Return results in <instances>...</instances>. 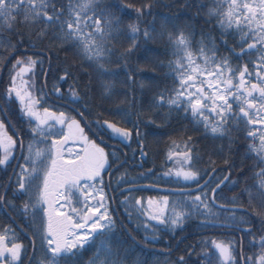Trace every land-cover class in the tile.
<instances>
[{
    "label": "snow or ice",
    "instance_id": "6c2138e0",
    "mask_svg": "<svg viewBox=\"0 0 264 264\" xmlns=\"http://www.w3.org/2000/svg\"><path fill=\"white\" fill-rule=\"evenodd\" d=\"M162 7L207 9L205 23L217 27L197 38L193 22ZM165 37L172 59L160 67L172 84L133 111L131 60ZM60 51L87 62L99 83L72 71ZM8 65L0 77V264H82L89 251L86 264H146L129 261L133 232L144 246L169 236L170 257L186 239L172 237L192 222L220 235H201L164 264H264V0H0V73ZM117 79L128 89L120 103ZM185 120L191 129L175 127ZM189 131L226 140V150L202 153ZM181 132L179 141L170 135ZM166 135L161 164L146 167L148 137ZM122 148L143 171L125 169L114 183V167L129 159ZM247 159L255 161L250 175ZM245 241L258 250L248 254Z\"/></svg>",
    "mask_w": 264,
    "mask_h": 264
},
{
    "label": "trees",
    "instance_id": "16d2710c",
    "mask_svg": "<svg viewBox=\"0 0 264 264\" xmlns=\"http://www.w3.org/2000/svg\"><path fill=\"white\" fill-rule=\"evenodd\" d=\"M108 2H111V0H108ZM124 3L134 2V0H123ZM203 3H210L211 0H202ZM164 4L171 3V0H163ZM158 12L163 13L164 15H171L173 12L180 15L183 19L189 20L190 22H193L195 24V29L197 33V38H199V33L201 29L208 30L216 28L215 20H212L210 23H205V21L208 19L206 16L207 9H204V11L198 12L196 8H192L191 11H184L182 9H169L168 7H162L157 9ZM194 18V19H193ZM159 29V25H157ZM167 44V38H157L155 40L149 41L146 46H142L141 51L137 53L135 57L131 60V66L136 69V81L137 86L135 89V96L137 98V105L132 110L133 111H139L140 108H144L147 110L148 103L150 102L152 96L164 89L166 86H170L172 84V80L165 76V73L168 71V69L161 68L160 64L163 62L164 64H167L169 59H172L170 55L165 54V47ZM120 45L117 44V47ZM221 52H225L224 48L221 47ZM226 54V53H225ZM61 60H64L65 56L67 55V64L73 65L72 71L76 72L78 75H84V78L87 79L86 74H91L96 81V83H99V78L97 77L94 68L88 67L87 62L81 61L80 58L74 57L71 55V53H65L63 51H60L58 53ZM53 69L52 73L55 74L56 71V65L57 61L55 59V56H53ZM83 63V67H80V65ZM10 65L6 66L2 73H0V77L3 79H7V70ZM107 67L116 68L115 64L106 65ZM45 70L48 69V63L45 62L44 65ZM37 73L39 74V69H37ZM62 74V73H61ZM44 79L43 76L38 75L37 82L40 83ZM52 81H49V85H51ZM143 83L145 85V88L143 91H141L139 85ZM115 84V95L113 96V100L116 103H120L124 100V93L128 91L126 85L119 79L114 80ZM131 95V93H129ZM99 102V101H97ZM106 107H111V102L105 101ZM146 118V117H145ZM159 122V121H157ZM184 125H187L189 129H191V123L187 120L182 121L181 123L175 124V127L180 129ZM189 134L195 135L198 138V147L200 148L202 153H210L214 150L218 149L221 144L227 146L226 140H213L211 137H209L207 140H204L200 138L199 133H192L189 131ZM173 139H177L179 141L181 133L177 134H171ZM169 142V136H163L162 138H159V140L155 137H148L147 143V151L150 153V159L146 163V167H153V164L158 168L161 164L162 160L159 155V153L164 150L166 151V145ZM245 142L243 140H240L237 138V147H239V153H243L245 151L244 147H241ZM239 153H234L237 159V163H239ZM154 156V161L151 157ZM138 158V157H137ZM207 155H205V160H207ZM214 160H217L219 163V158L215 155L212 157ZM245 171L247 174H251L249 170L255 168V161L253 159H247L245 161ZM143 171L142 168H130L129 172L132 175H136L138 172ZM1 173V172H0ZM2 177H4L2 175ZM207 179V177H205ZM238 191V190H237ZM233 192H226L227 196H232ZM194 223V222H192ZM192 223L189 224L186 231L181 232L177 230L176 237H172L171 243L175 244L176 241L180 240L181 237H186V239H183V241L179 244V251L173 250L170 257H166L165 253L167 252V247L169 242V237H164V241L158 243V245H155L154 248H149V246H144L142 243L143 240V233L137 234L136 233V243L137 247L136 249L131 252L129 256V261L135 259H140L146 262V264H157V261H159V264H164L165 259H171L174 260L178 255L182 254V250L185 249L187 245L196 244L200 239L201 235L204 236H218L220 235L218 232H206V233H200L198 232L193 226ZM237 238L239 237V233L236 234ZM143 248V251L141 249ZM245 248L248 254H251L253 251H257L258 249H248L247 248V241H245ZM31 252V248L29 249ZM196 251H199V248L196 249ZM93 255L92 251L87 252L84 257L82 264H86V262L89 260V258ZM193 261L197 259L195 256V253L192 256Z\"/></svg>",
    "mask_w": 264,
    "mask_h": 264
},
{
    "label": "flooded vegetation",
    "instance_id": "af4514ba",
    "mask_svg": "<svg viewBox=\"0 0 264 264\" xmlns=\"http://www.w3.org/2000/svg\"><path fill=\"white\" fill-rule=\"evenodd\" d=\"M132 147L136 148V144L133 143ZM121 151H122V153H127L129 159L127 161V164L124 167H122V168H115L114 167L113 175H112V179H113L114 183L119 178L120 174H122L125 171V169H127L128 173L130 174V172H129L130 168H134V169L139 168V159L132 157L131 149L122 148ZM10 172H11V170H9V173ZM2 175L4 176L3 172L0 173V177H2ZM130 175H132V174H130ZM105 179L107 180V179H109V177L106 176ZM164 187H168V185H164ZM143 195H145V196H148V195L155 196V195H157V192L155 190H147L146 192L143 193ZM113 207H116V205L113 204ZM122 211H123V209H120V212H118L117 215H120L121 219H123L125 223H128L127 222V218L121 215ZM17 223L21 224V226H22V222L20 220H18ZM131 227H132V225H129V228H131ZM132 235L136 237V232H133ZM165 237H169V236H165ZM174 237H176V235ZM156 245H158V244H156ZM148 246H149V248L150 247L151 248L156 247L155 245L154 246L153 245H148Z\"/></svg>",
    "mask_w": 264,
    "mask_h": 264
}]
</instances>
